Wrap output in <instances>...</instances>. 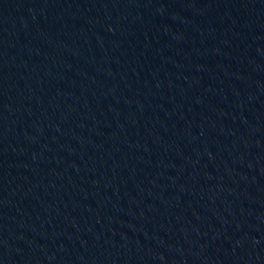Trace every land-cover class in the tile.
<instances>
[{"label":"water","instance_id":"95a60500","mask_svg":"<svg viewBox=\"0 0 264 264\" xmlns=\"http://www.w3.org/2000/svg\"><path fill=\"white\" fill-rule=\"evenodd\" d=\"M0 264H264V0H0Z\"/></svg>","mask_w":264,"mask_h":264}]
</instances>
